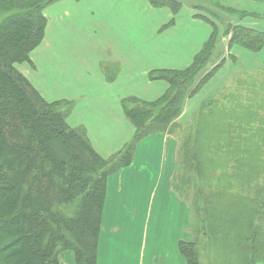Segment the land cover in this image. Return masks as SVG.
<instances>
[{
	"label": "trees",
	"instance_id": "obj_1",
	"mask_svg": "<svg viewBox=\"0 0 264 264\" xmlns=\"http://www.w3.org/2000/svg\"><path fill=\"white\" fill-rule=\"evenodd\" d=\"M56 1L0 0V264H62L65 250L74 252L76 264H97L109 175L132 163L142 138L166 132L183 114L188 98L214 74L195 83L218 44L215 23L200 15L213 26L209 40L186 69L150 73L151 79H165L170 85L161 98L123 101L134 136L104 158L84 127L68 124L73 102L47 101L15 67L30 61L31 52L43 41L44 9ZM148 1L154 7L168 6L174 14L187 4ZM230 34L231 45L264 49V32L235 26ZM206 154L215 158L208 161ZM180 165L181 196L183 181H201L209 175L206 171L226 169L228 187L233 180L243 186L242 193H235V188L229 194L227 187L223 197L200 190L191 197V211L202 225L191 241L179 244L188 264L204 263L202 246L215 249L229 264H264V115L259 119L257 113H229L216 104L197 113L182 141ZM236 249L240 256L232 260Z\"/></svg>",
	"mask_w": 264,
	"mask_h": 264
},
{
	"label": "crops",
	"instance_id": "obj_2",
	"mask_svg": "<svg viewBox=\"0 0 264 264\" xmlns=\"http://www.w3.org/2000/svg\"><path fill=\"white\" fill-rule=\"evenodd\" d=\"M224 1L251 12L241 23L264 31V3ZM44 14L43 41L15 67L47 101L73 102L68 124L85 127L104 158L134 136L123 101L161 98L170 85L150 73L186 69L213 32L197 9L184 6L174 15L148 0H58ZM178 147L175 135L151 133L137 144L132 163L109 175L97 264H188L179 244L193 239L192 211L174 186ZM73 253L61 254L62 264H76Z\"/></svg>",
	"mask_w": 264,
	"mask_h": 264
},
{
	"label": "rangeland",
	"instance_id": "obj_3",
	"mask_svg": "<svg viewBox=\"0 0 264 264\" xmlns=\"http://www.w3.org/2000/svg\"><path fill=\"white\" fill-rule=\"evenodd\" d=\"M254 1L264 3V0ZM184 3L190 4H185L184 6L197 9L203 14V16H206L215 23V26L218 28V44L216 45L215 53L208 58L206 66L195 79V83L203 79L208 73L213 72L214 74L211 77L209 76L204 87L190 98L191 109L187 110L188 112L185 113L182 118L180 117V119L178 118V120H175L174 124H172L167 130L168 133L175 135L179 141L178 162L174 179L176 190L177 173L179 172V176L183 177L181 173L182 166L180 165L182 141L185 134L188 133L193 126L197 113L208 111L216 104L217 106L225 107L229 113H257L259 119L264 115V67H261L258 70L249 69L261 62L264 63V50L257 52L249 50L239 44H230V32L233 27L245 26L241 22L246 17H252V13L243 10L238 5L237 7L227 5L224 0H184ZM194 4H198L200 8L193 7L192 5ZM254 18L256 19L257 17ZM170 25L173 24L170 23ZM164 27L165 25L161 30L164 29ZM205 157L208 161L213 159V157L215 158L213 154H206ZM217 158L219 162V157L217 156ZM223 163L224 162H222V164ZM224 170L226 169H220L215 171V173L205 170V173H208L209 175L201 177V181L196 180L194 182H188L189 184H185L183 181L182 185L185 189L182 192H184L185 195L182 194V196L190 202L189 204H191V197H194L195 193L199 190L205 194L214 191L215 193H219L221 197L225 196L228 193V190L230 191V194L235 188V193H242V184H238L235 180H233L228 187L223 172ZM178 181L180 183L179 179ZM227 212H231V210ZM195 216L194 212H192L190 230L193 236L196 228H200L202 225L201 221ZM261 222H263L264 228V221ZM202 241L206 242L207 240L203 239ZM138 250V248H135L133 253L138 254ZM214 250L215 249H209L207 251L204 246L200 247V258L204 261L203 264H229L227 259L224 261V258L221 259L219 256H216ZM65 251L73 253L72 250ZM65 251H62L61 254ZM233 255L235 257H232V260H235L238 255L240 256L239 250H233Z\"/></svg>",
	"mask_w": 264,
	"mask_h": 264
},
{
	"label": "bare ground",
	"instance_id": "obj_4",
	"mask_svg": "<svg viewBox=\"0 0 264 264\" xmlns=\"http://www.w3.org/2000/svg\"><path fill=\"white\" fill-rule=\"evenodd\" d=\"M44 11H45V9H44Z\"/></svg>",
	"mask_w": 264,
	"mask_h": 264
}]
</instances>
